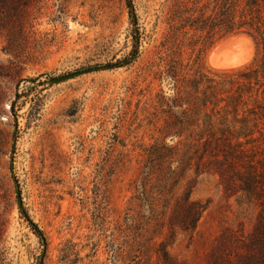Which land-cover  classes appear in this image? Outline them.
Masks as SVG:
<instances>
[{
  "label": "rangeland",
  "instance_id": "374dc122",
  "mask_svg": "<svg viewBox=\"0 0 264 264\" xmlns=\"http://www.w3.org/2000/svg\"><path fill=\"white\" fill-rule=\"evenodd\" d=\"M20 1L0 22V264H261V144L201 143L194 90L240 103L257 39L201 29L215 0Z\"/></svg>",
  "mask_w": 264,
  "mask_h": 264
},
{
  "label": "trees",
  "instance_id": "16d2710c",
  "mask_svg": "<svg viewBox=\"0 0 264 264\" xmlns=\"http://www.w3.org/2000/svg\"><path fill=\"white\" fill-rule=\"evenodd\" d=\"M14 2H18L19 6L21 1L14 0ZM15 4L9 3L8 0H0V22L5 17L7 6L17 8ZM204 20L201 29L213 31L214 34H218V38L243 31L257 39L259 48L252 64L238 71L241 79V84L238 85L241 86L239 87L240 103L226 101L224 105H219L211 101L209 95L216 90L217 82L205 79L204 74L200 75L204 83L203 79L194 83V90L201 97L198 109L202 114V123L198 140L203 144L213 140L228 146L233 144L238 148L236 154L242 156L254 152L261 144L262 187L264 186V0H215L213 17ZM214 75L220 76L218 73ZM244 96L247 100L241 102ZM15 97L19 98L20 94L15 93ZM251 101L253 105L249 106L248 102ZM12 106H14L13 101L10 107ZM247 145L250 147L247 148ZM202 210V205L192 203L188 217L189 227H183L182 230L187 228L193 230ZM32 225L35 226L33 223ZM261 242L262 244L264 242L262 236ZM162 257L166 259L165 253ZM261 264H264V255H261Z\"/></svg>",
  "mask_w": 264,
  "mask_h": 264
},
{
  "label": "bare ground",
  "instance_id": "6f19581e",
  "mask_svg": "<svg viewBox=\"0 0 264 264\" xmlns=\"http://www.w3.org/2000/svg\"><path fill=\"white\" fill-rule=\"evenodd\" d=\"M232 39L235 40L234 38H230V40H232ZM236 39H239V38H236ZM235 49L236 48H234V51H235ZM240 50H241V48H240ZM240 52H239V54H236V55L219 58L217 61V65H220V66H236V65L240 64L242 61H244L248 57V52L243 53V54L242 53L240 54Z\"/></svg>",
  "mask_w": 264,
  "mask_h": 264
},
{
  "label": "water",
  "instance_id": "95a60500",
  "mask_svg": "<svg viewBox=\"0 0 264 264\" xmlns=\"http://www.w3.org/2000/svg\"><path fill=\"white\" fill-rule=\"evenodd\" d=\"M81 72V71H80Z\"/></svg>",
  "mask_w": 264,
  "mask_h": 264
}]
</instances>
